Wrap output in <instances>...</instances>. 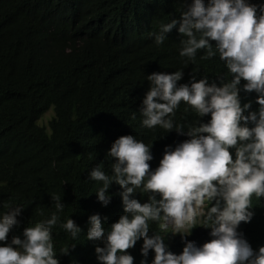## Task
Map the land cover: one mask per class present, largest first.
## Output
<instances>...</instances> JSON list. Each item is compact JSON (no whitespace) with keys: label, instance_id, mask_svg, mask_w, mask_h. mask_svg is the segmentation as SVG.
<instances>
[{"label":"trees","instance_id":"16d2710c","mask_svg":"<svg viewBox=\"0 0 264 264\" xmlns=\"http://www.w3.org/2000/svg\"><path fill=\"white\" fill-rule=\"evenodd\" d=\"M249 3L259 6L264 0ZM183 10L184 0H0V214L10 207L24 208L8 242L14 236L23 238L24 228L56 213L52 237L59 264H98L95 248L104 243L87 239L88 220L99 214L102 227L110 231L124 214L122 189L111 184V201L102 206L96 196L102 182L88 179V173L103 164V171L112 175L114 160L108 152L121 136L132 135L151 147V171L159 166L165 148L174 150L190 139L175 127L168 132L142 125L146 76L183 70L178 84H188L192 77H207L217 86L218 77L231 80L218 53L205 59L207 50L201 49L194 62L181 57L183 37L176 29L163 44H155L152 34L161 24L179 19ZM244 83L241 105L251 103L249 111H256L257 94L243 91ZM50 110L54 117L49 128L40 126ZM172 119L186 133L207 123L210 115L199 117L181 102ZM230 152L235 158V148ZM150 195L141 187L133 198L144 203ZM54 197L64 204L62 211H57ZM204 202L201 222L185 238L197 246L212 239L208 215L216 201ZM250 210L251 221L241 222L237 230L258 251L264 246V197L253 196ZM68 218L81 228L76 239L61 227ZM161 223L149 220V235H160L170 252L181 254V236L170 241ZM142 244L141 239L126 251L134 264H152L154 252L143 257Z\"/></svg>","mask_w":264,"mask_h":264},{"label":"clouds","instance_id":"9594fccd","mask_svg":"<svg viewBox=\"0 0 264 264\" xmlns=\"http://www.w3.org/2000/svg\"><path fill=\"white\" fill-rule=\"evenodd\" d=\"M173 29L183 37L181 57L194 62L201 49L207 50L205 59L218 53L231 80L223 82L218 77L221 85L217 86L207 77H192L188 84H178L183 70L146 76L149 88L139 111L142 125L168 132L175 127L190 139L174 150L165 148L159 166L151 171L150 146L132 135L117 138L108 152L114 160L112 175L99 164L88 173V179L102 182L96 196L105 207L111 201L107 194L110 185H119L124 214L107 232L99 214L90 216L87 239L104 243L95 248L98 264H134V257L126 250L141 239V255L147 258L150 250L154 252L152 264H264V246L254 251L237 230L254 215L250 210L252 197H264V4L184 0L180 18L161 24L159 32L152 34L155 44H163ZM242 80L246 82L243 91L257 94L256 111H249L251 103L241 105ZM181 102L199 117L210 115V120L185 133L172 119ZM233 148L235 158L230 152ZM141 187L152 194L144 203L133 198ZM53 199L57 211H62L64 204L59 197ZM205 199L216 201L208 215L212 239L197 246L185 238L196 224L193 201L199 205ZM23 210L15 206L0 214V264H59L52 237L59 219L56 213L24 228L23 238L14 236L8 242L10 231L20 226L18 217ZM149 220L161 221L162 230L173 226V235L180 234L185 243L181 254L170 252L160 235H149ZM61 227L73 239L81 232L71 218Z\"/></svg>","mask_w":264,"mask_h":264},{"label":"rangeland","instance_id":"374dc122","mask_svg":"<svg viewBox=\"0 0 264 264\" xmlns=\"http://www.w3.org/2000/svg\"><path fill=\"white\" fill-rule=\"evenodd\" d=\"M54 117L53 110L48 111L46 114L42 116V118L39 120V125L42 127L49 128V122ZM194 211L197 213L196 216V224L201 222V218L205 213L206 210V203L203 201L202 204L195 205L193 207ZM166 233L170 234V241H173L176 237L181 236L180 234L173 235V226L171 224L168 225V228L165 230Z\"/></svg>","mask_w":264,"mask_h":264}]
</instances>
